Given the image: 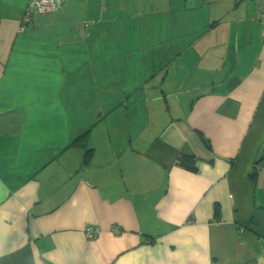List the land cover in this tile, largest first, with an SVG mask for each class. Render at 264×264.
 <instances>
[{
	"label": "crops",
	"instance_id": "obj_1",
	"mask_svg": "<svg viewBox=\"0 0 264 264\" xmlns=\"http://www.w3.org/2000/svg\"><path fill=\"white\" fill-rule=\"evenodd\" d=\"M27 3L0 0V264H264L255 1Z\"/></svg>",
	"mask_w": 264,
	"mask_h": 264
},
{
	"label": "built area",
	"instance_id": "obj_2",
	"mask_svg": "<svg viewBox=\"0 0 264 264\" xmlns=\"http://www.w3.org/2000/svg\"><path fill=\"white\" fill-rule=\"evenodd\" d=\"M66 0H28L27 7L23 17V24L28 25L35 17L44 14H50L62 8ZM256 6L257 18L263 30L264 42V0H254ZM22 30V29H21ZM242 231V230H241ZM87 238L93 236L90 228L85 229ZM264 240V229H263Z\"/></svg>",
	"mask_w": 264,
	"mask_h": 264
},
{
	"label": "trees",
	"instance_id": "obj_3",
	"mask_svg": "<svg viewBox=\"0 0 264 264\" xmlns=\"http://www.w3.org/2000/svg\"><path fill=\"white\" fill-rule=\"evenodd\" d=\"M87 135H88V132L82 134L81 136H79L78 138H76L74 142H78V143L84 142L85 141V138L87 137ZM207 148L210 149V146L207 145ZM91 153H92V150L91 149H86L85 150V155H84V158H83V163H87L88 162V160H89V158L91 156ZM176 162H177V165L180 168H182L183 170H185V171H188V172H191V173H196L197 172V164H196V161L190 155H186V154L180 155L178 157V159H177ZM214 213H215V216L218 215V209L217 208H215Z\"/></svg>",
	"mask_w": 264,
	"mask_h": 264
}]
</instances>
